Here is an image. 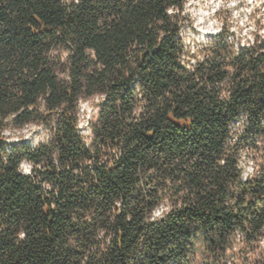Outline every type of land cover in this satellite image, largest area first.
<instances>
[{
  "label": "trees",
  "instance_id": "16d2710c",
  "mask_svg": "<svg viewBox=\"0 0 264 264\" xmlns=\"http://www.w3.org/2000/svg\"><path fill=\"white\" fill-rule=\"evenodd\" d=\"M188 2L0 0V264H264V37Z\"/></svg>",
  "mask_w": 264,
  "mask_h": 264
},
{
  "label": "rangeland",
  "instance_id": "374dc122",
  "mask_svg": "<svg viewBox=\"0 0 264 264\" xmlns=\"http://www.w3.org/2000/svg\"><path fill=\"white\" fill-rule=\"evenodd\" d=\"M187 13L193 21V31H188L189 38L196 44L205 42L222 31L230 32L231 40L252 43L256 36L264 37V0H189ZM98 98L82 101L79 109V125L81 133L88 137L90 131L88 123L97 114ZM6 136L10 143L29 144L37 146L47 143L49 132L42 125H29L22 129H13ZM25 171L29 165L25 164ZM250 169L248 173H250ZM262 251H255L254 255L264 251V239L261 243ZM240 246L231 252L239 254Z\"/></svg>",
  "mask_w": 264,
  "mask_h": 264
}]
</instances>
